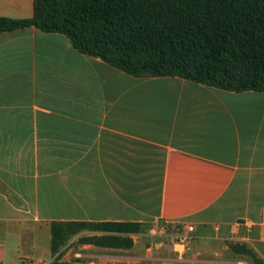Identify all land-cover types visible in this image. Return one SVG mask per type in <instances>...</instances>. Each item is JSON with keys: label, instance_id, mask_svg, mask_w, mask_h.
<instances>
[{"label": "crops", "instance_id": "crops-1", "mask_svg": "<svg viewBox=\"0 0 264 264\" xmlns=\"http://www.w3.org/2000/svg\"><path fill=\"white\" fill-rule=\"evenodd\" d=\"M35 4L0 0V18H33ZM53 221L193 225L200 238L243 223L264 238V93L136 78L62 34L0 33V264L53 260ZM142 233L128 250L81 246L88 264H149Z\"/></svg>", "mask_w": 264, "mask_h": 264}, {"label": "trees", "instance_id": "trees-1", "mask_svg": "<svg viewBox=\"0 0 264 264\" xmlns=\"http://www.w3.org/2000/svg\"><path fill=\"white\" fill-rule=\"evenodd\" d=\"M35 27L133 77H179L237 93H264V0H36L29 19L0 18V33ZM140 223H51L50 264L80 245L128 250ZM255 264H263L252 252ZM78 264L80 261H77Z\"/></svg>", "mask_w": 264, "mask_h": 264}, {"label": "rangeland", "instance_id": "rangeland-1", "mask_svg": "<svg viewBox=\"0 0 264 264\" xmlns=\"http://www.w3.org/2000/svg\"><path fill=\"white\" fill-rule=\"evenodd\" d=\"M162 228L166 230L167 234L161 235L154 232V229ZM183 233H185L184 230L172 228L166 223H160L156 227H148L139 237L142 241L143 250L140 253L137 252L136 255L138 253L139 255H149V257L154 258H151V260H156L149 264H164L162 260H166L165 264H182L178 260V254L173 248L170 236L175 234L174 241L177 242L176 238ZM168 234L170 236H167ZM193 234L194 232L191 235L192 241L184 254L183 264H194L195 261H202V264H216L217 261L230 262L237 260L244 261L246 264H255L254 258L249 254L250 252L254 253L264 264V238L256 228L239 223L234 227H211L203 238ZM79 237L80 235L71 239L62 249L63 262L78 264L77 261H83L88 264V261H90V256L94 251L83 248L78 243ZM167 244H171L173 249H166ZM149 249L150 251H148ZM177 249L182 251L179 246ZM45 256L46 258L49 256V248ZM155 256L160 257V259H156ZM53 260L39 262L38 264H50ZM30 263L35 264L32 261Z\"/></svg>", "mask_w": 264, "mask_h": 264}, {"label": "built area", "instance_id": "built-area-1", "mask_svg": "<svg viewBox=\"0 0 264 264\" xmlns=\"http://www.w3.org/2000/svg\"><path fill=\"white\" fill-rule=\"evenodd\" d=\"M195 231V228L193 225L188 226L183 234H181L178 238H176V245L182 248V251L178 250V260L183 264L184 263V254L186 253V250L188 249L191 241H192V233ZM155 233H159L161 235L167 234L165 229H154ZM20 264H31L28 260H21Z\"/></svg>", "mask_w": 264, "mask_h": 264}]
</instances>
